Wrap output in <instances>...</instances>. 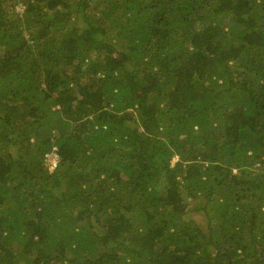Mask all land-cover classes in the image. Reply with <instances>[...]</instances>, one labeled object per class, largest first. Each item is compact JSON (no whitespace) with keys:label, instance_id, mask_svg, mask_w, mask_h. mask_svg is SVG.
<instances>
[{"label":"trees","instance_id":"16d2710c","mask_svg":"<svg viewBox=\"0 0 264 264\" xmlns=\"http://www.w3.org/2000/svg\"><path fill=\"white\" fill-rule=\"evenodd\" d=\"M0 264H264V0H0Z\"/></svg>","mask_w":264,"mask_h":264},{"label":"rangeland","instance_id":"374dc122","mask_svg":"<svg viewBox=\"0 0 264 264\" xmlns=\"http://www.w3.org/2000/svg\"><path fill=\"white\" fill-rule=\"evenodd\" d=\"M56 157H54L53 159H50V168L53 170L54 168V164L57 163V159H55ZM174 162H176V159L174 160Z\"/></svg>","mask_w":264,"mask_h":264},{"label":"built area","instance_id":"2783aa9c","mask_svg":"<svg viewBox=\"0 0 264 264\" xmlns=\"http://www.w3.org/2000/svg\"><path fill=\"white\" fill-rule=\"evenodd\" d=\"M56 164H57V163L54 164V168H55Z\"/></svg>","mask_w":264,"mask_h":264}]
</instances>
